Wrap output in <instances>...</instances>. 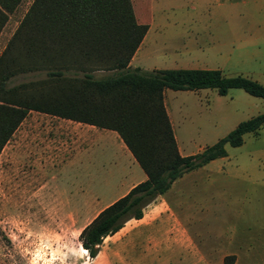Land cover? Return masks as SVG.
Masks as SVG:
<instances>
[{
  "label": "rangeland",
  "instance_id": "rangeland-1",
  "mask_svg": "<svg viewBox=\"0 0 264 264\" xmlns=\"http://www.w3.org/2000/svg\"><path fill=\"white\" fill-rule=\"evenodd\" d=\"M32 1L22 0L9 14L0 33V54ZM131 1L138 22L152 20L153 38L140 50L134 66L218 68L226 76L242 75L264 85V0ZM36 77L17 75L11 83ZM164 100L184 154L201 151L239 122L264 112V98L241 88L229 89L226 95L213 88H168ZM25 120L22 130L28 134L12 136L0 152V264H93L81 245L80 225L73 222V214L85 195L89 200L94 193L102 194V177L114 156L110 149L97 151L90 159L76 158L64 165L67 159L60 153L70 141L58 123L64 119L32 110ZM226 151L225 157L186 176L182 182L188 186L183 188L186 199L210 201L217 207L209 211L220 214L225 202L237 205L255 195L264 202V187L221 172L223 167H249L252 158L264 171V127L245 134L240 146L226 145ZM219 212L199 227L204 233L213 231L214 243L222 246L229 234L222 232L228 225L217 222ZM261 226L264 232V219ZM230 227L234 232L238 224Z\"/></svg>",
  "mask_w": 264,
  "mask_h": 264
},
{
  "label": "trees",
  "instance_id": "trees-1",
  "mask_svg": "<svg viewBox=\"0 0 264 264\" xmlns=\"http://www.w3.org/2000/svg\"><path fill=\"white\" fill-rule=\"evenodd\" d=\"M21 1L0 0V33ZM148 27L137 21L131 0H33L0 54V152L33 110L115 130L147 175L81 230V245L92 258L105 236L140 218L176 179L226 156V145L240 146L245 134L264 124L262 112L201 151L182 155L165 89L213 88L226 95L241 88L264 98V85L218 68L132 67ZM30 73L37 77L11 83Z\"/></svg>",
  "mask_w": 264,
  "mask_h": 264
},
{
  "label": "crops",
  "instance_id": "crops-1",
  "mask_svg": "<svg viewBox=\"0 0 264 264\" xmlns=\"http://www.w3.org/2000/svg\"><path fill=\"white\" fill-rule=\"evenodd\" d=\"M227 1L228 4L232 2V0ZM151 23L152 20L146 22L149 26L148 30L129 62L132 67H142L134 66L132 63L141 49L151 45L153 40L149 37ZM142 69L167 68L153 66ZM165 93L166 89L164 97ZM166 110L178 145L177 134L167 106ZM63 119L58 123L63 125L62 128L70 139L60 153L68 160L64 162V165L76 158L90 159L97 151L107 153L110 149L114 156V162L111 165L108 164V172L102 177V185H104L102 194L94 193L89 200L85 195L84 200L79 202L78 208L74 211L73 222L80 225L81 231L103 208L124 196L136 184L144 181L147 175L115 130ZM26 123L28 122L24 118L13 134L14 138H22L28 134L22 130ZM263 127L264 124L258 131ZM179 151L182 155H187L180 148ZM249 162V167H243V165L223 167L221 172L239 176L249 184L264 187V171L258 169V159L252 158ZM195 170L186 172L176 179L166 192L158 195L145 206L140 218L126 221L119 230L105 236L97 255L92 258L93 264H226L225 257L229 256L234 258H229L228 264H264V232L261 226L264 219L262 196H259V200L257 195L253 199L241 200L237 205L230 201L225 202L224 211L221 214L217 210L211 212L209 210L213 205L210 201H200L199 204L198 200L186 199L184 196L183 188L188 186H184L182 182ZM82 192H86L85 187ZM233 207L239 208V211L232 212ZM217 212H219L217 222L228 225L222 231H227L229 234L225 237L226 242L222 246L214 243L213 231L204 233L199 227L201 222L216 218ZM227 216L231 220L227 219ZM231 223L238 224L234 232H231Z\"/></svg>",
  "mask_w": 264,
  "mask_h": 264
}]
</instances>
